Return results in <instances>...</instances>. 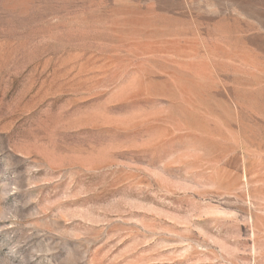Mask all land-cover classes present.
<instances>
[{
  "label": "rangeland",
  "instance_id": "obj_1",
  "mask_svg": "<svg viewBox=\"0 0 264 264\" xmlns=\"http://www.w3.org/2000/svg\"><path fill=\"white\" fill-rule=\"evenodd\" d=\"M0 264H264V0H0Z\"/></svg>",
  "mask_w": 264,
  "mask_h": 264
}]
</instances>
